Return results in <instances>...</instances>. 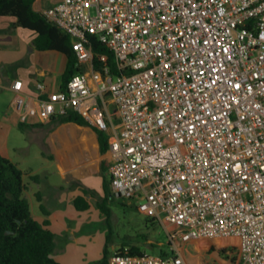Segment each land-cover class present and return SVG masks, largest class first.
<instances>
[{"label":"built area","instance_id":"built-area-1","mask_svg":"<svg viewBox=\"0 0 264 264\" xmlns=\"http://www.w3.org/2000/svg\"><path fill=\"white\" fill-rule=\"evenodd\" d=\"M40 12L87 70L51 93L37 82L33 101L13 81L18 122L75 113L106 132L108 95L120 119L110 196L171 225L174 251L235 237L244 264H264V0H57ZM92 37L120 74L94 70ZM109 264L186 263L124 247Z\"/></svg>","mask_w":264,"mask_h":264},{"label":"crops","instance_id":"crops-1","mask_svg":"<svg viewBox=\"0 0 264 264\" xmlns=\"http://www.w3.org/2000/svg\"><path fill=\"white\" fill-rule=\"evenodd\" d=\"M56 1L36 0L34 9L41 11L54 5ZM15 22L13 17H0V156L15 162L29 175H39V185H31L26 196L31 206L34 203L37 209L36 214L32 213L33 217L40 223L47 221L48 228L55 236L54 259L60 264H94L102 257L86 261L74 253L75 250L71 244L78 245L80 237H78V230L75 229L76 226L72 225L73 222L65 211L83 212L77 210L74 205V200L78 197L85 198L89 208L90 200L96 199L97 206V203L104 197L105 181L108 191L110 190L109 167L112 156L109 143L119 133V115L108 95L103 99H98L108 127L104 132L108 143L105 150L101 149L98 130L89 125L61 122L59 119L62 117H53L45 122L32 119L26 125L20 124L12 106L14 93L11 91V85L13 81L22 82V91L31 101L40 95L35 89L37 82L45 84V93L62 90L60 86L67 60L60 52L35 49L32 45L34 33L17 26ZM80 68L83 71L87 70L86 66ZM109 102L114 106L112 114L109 111ZM14 138H19V145L15 144ZM30 145L39 146L38 155L36 154L35 157L44 160L41 163L44 172L28 162ZM17 157H19L18 160ZM53 166L57 169L56 181L49 179V169ZM99 178L102 179V196L99 195L98 188L92 182V179L98 181ZM25 181H28L27 175ZM37 191L41 196L40 201H37L35 196ZM40 205L48 212L47 215L40 210ZM159 223L165 222L159 221ZM200 240H192L195 242L193 249H185L190 241L180 245L176 251L167 241V249L162 251L166 254L165 256L179 254L186 264H215L216 261L222 264L220 259L216 258L219 254L229 256L237 253L240 256L238 238L218 240L213 244L211 252L207 249L208 242ZM158 245L161 244L158 243ZM57 254L59 255L56 256Z\"/></svg>","mask_w":264,"mask_h":264},{"label":"trees","instance_id":"trees-1","mask_svg":"<svg viewBox=\"0 0 264 264\" xmlns=\"http://www.w3.org/2000/svg\"><path fill=\"white\" fill-rule=\"evenodd\" d=\"M36 0H0V17H13L15 24L34 33L32 45L39 51L54 50L66 57V67L62 74L61 86L66 88L69 79L76 73L83 72L78 66L77 57L72 49L69 37L49 24L40 11L34 9ZM93 50V68L102 71L109 67L112 74H120L112 53L94 37L91 38ZM130 74L132 72H125ZM118 114V113H117ZM61 122H75L88 125L80 116L69 113L59 119ZM102 150L107 147V136L97 131ZM28 181H25V176ZM31 185H39V175H29L18 164L0 156V264H60L54 259L55 236L48 228V222H38L32 215L31 204L26 193ZM104 197L97 203L101 214L108 218L110 209L107 206L112 198L107 183L104 185ZM37 201L41 200L39 191L35 193ZM77 210L84 211L89 204L83 197L74 200ZM44 214L48 212L40 205ZM152 222L153 219L146 218ZM111 235H106L102 258L94 264H109V244ZM125 247V246H124ZM121 247L118 250H122ZM131 254H142L136 246H129ZM161 250V256H165Z\"/></svg>","mask_w":264,"mask_h":264},{"label":"rangeland","instance_id":"rangeland-1","mask_svg":"<svg viewBox=\"0 0 264 264\" xmlns=\"http://www.w3.org/2000/svg\"><path fill=\"white\" fill-rule=\"evenodd\" d=\"M92 14H94L93 10ZM113 108V104L109 102V111L111 114ZM26 138L25 135V143L27 141ZM13 141L15 144L19 145V138H14ZM29 150L28 162L30 165L44 172V168L41 167V163L44 162V160L35 157L36 154L38 155L37 152L39 146L30 145ZM19 157H17V160ZM56 173L57 169L55 166L49 169V179L51 181L52 179L54 181L57 180L58 176ZM92 182L94 183V186L98 188L99 195L102 196V179L99 178L98 181L92 179ZM107 206L110 209L108 218L104 217L97 208L96 199L90 200V208L87 211H65L67 216L73 222L72 225L76 226L75 229L78 230L80 241L76 246L72 243L71 247L75 250V252L74 250L73 252L76 255L78 254L80 258H83L86 261L95 257L100 259L105 246L106 235L108 234L111 235L108 249L112 253L121 247H129L131 245L138 247L143 253L157 256H161V250L167 249V241L169 243L170 241L166 239V235L173 232V227L171 225H168L166 222V224L159 223L155 220L152 222L146 221V217L140 214L136 209V200L125 201L113 197L110 202L107 203ZM31 211L34 214L37 212L34 203L31 206ZM220 239L223 238H202L200 241L203 240L208 242L207 249L211 252L213 244ZM158 243L161 245H158ZM194 243V241H191L185 249H193ZM112 253H110V255ZM58 255L59 254L56 256ZM216 258L220 259L222 264H244L243 260L237 253H232L229 256H222V254H219ZM216 262L217 263L215 264H220L218 261Z\"/></svg>","mask_w":264,"mask_h":264}]
</instances>
